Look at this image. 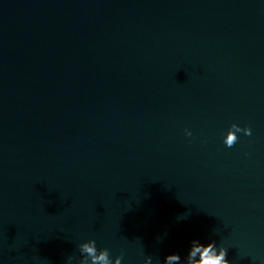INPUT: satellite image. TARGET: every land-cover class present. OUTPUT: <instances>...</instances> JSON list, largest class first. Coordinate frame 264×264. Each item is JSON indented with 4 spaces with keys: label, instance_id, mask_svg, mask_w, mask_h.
Segmentation results:
<instances>
[{
    "label": "water",
    "instance_id": "1",
    "mask_svg": "<svg viewBox=\"0 0 264 264\" xmlns=\"http://www.w3.org/2000/svg\"><path fill=\"white\" fill-rule=\"evenodd\" d=\"M88 238L264 264V0H0V264Z\"/></svg>",
    "mask_w": 264,
    "mask_h": 264
},
{
    "label": "clouds",
    "instance_id": "2",
    "mask_svg": "<svg viewBox=\"0 0 264 264\" xmlns=\"http://www.w3.org/2000/svg\"><path fill=\"white\" fill-rule=\"evenodd\" d=\"M251 135V128L241 127L232 123L222 133V141L225 146L231 147L238 140V133ZM184 134L191 136L190 129H185ZM159 239V238H158ZM79 256H68L66 264H121L124 253L113 256L107 247H98L94 238H88L77 244ZM142 264H153V257L142 252ZM227 248L223 243H217L215 239H192L183 253L173 252L166 254L163 258V264H230L226 258ZM156 264H160L159 260Z\"/></svg>",
    "mask_w": 264,
    "mask_h": 264
}]
</instances>
